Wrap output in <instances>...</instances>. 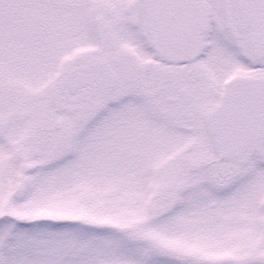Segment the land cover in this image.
Wrapping results in <instances>:
<instances>
[{
  "label": "snow or ice",
  "instance_id": "1",
  "mask_svg": "<svg viewBox=\"0 0 264 264\" xmlns=\"http://www.w3.org/2000/svg\"><path fill=\"white\" fill-rule=\"evenodd\" d=\"M0 264H264V0H0Z\"/></svg>",
  "mask_w": 264,
  "mask_h": 264
}]
</instances>
